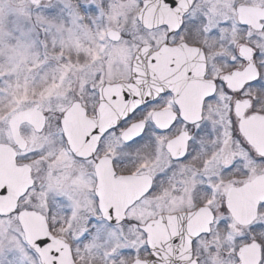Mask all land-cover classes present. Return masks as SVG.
<instances>
[{"label": "flooded vegetation", "instance_id": "obj_1", "mask_svg": "<svg viewBox=\"0 0 264 264\" xmlns=\"http://www.w3.org/2000/svg\"><path fill=\"white\" fill-rule=\"evenodd\" d=\"M59 2L61 0H44L45 11L42 14L47 18L57 15L67 21V18L62 15L47 13L49 4ZM65 2L70 3L73 8L76 7V0H65ZM139 2L140 0H110L109 7L105 9L104 31L115 32L117 35L125 33L131 38L126 42L113 43L106 59L100 55L96 45V40L99 38L97 30L87 24V20L84 21L87 34L75 40L76 47L69 44L68 47L60 50L64 57L68 58L69 63L67 66L62 65L60 77L57 78L56 100L61 104L58 108L54 104H46V101L40 98L36 101L30 99L27 105L13 110L6 121V127L2 122L0 145L7 147L4 150L6 158H3V152L0 150V189L7 188L9 194L0 198V211L11 212L17 206L21 196L25 197L20 204L21 207L24 204H31L32 198L35 197L36 203L31 204L33 211L29 214L39 216L43 222L42 225H27V229L34 236L50 235L55 242L54 246L63 249V264H105L106 256L101 255L105 251L103 248L90 249L86 246L87 242L78 249H73L66 224L60 228H53L49 232V222L55 223L57 219L73 221L74 237L82 233L83 225L79 215L65 214L63 217H50L48 208L53 196H64L66 190L71 189L83 203L85 212H94L93 197L99 194L106 205L116 204L122 213L125 207L140 200V197L148 190L150 180L141 173L143 165L133 167L129 164L113 172L110 163H102L97 167L79 159L81 156L85 158L90 156L98 142L93 140L91 145H85V137L92 133L97 124L103 131L115 122L112 108L120 111L124 108L122 97H120L124 89L112 87L129 84L133 75L137 73L141 78L144 77L140 57L146 56L151 51L155 64L150 65L148 75H154L159 81L166 82V86L172 87L174 92H178L182 113L192 118L199 117L202 109L205 108V98L216 92L214 84L216 77L224 79L233 90H238L247 81L254 79L255 72L250 67L240 63L236 64L235 69L231 67L229 61L234 59L237 53L250 65L253 54L252 45L264 50V31L261 30L264 29V0H198L192 8L198 18L204 16L209 19L210 29L218 27L224 21L228 22L227 27L219 37H213L207 33L201 36L197 31L188 38L186 31L181 34L178 41L173 38L167 40V44L165 43L167 32L160 25L168 24L171 28H177L179 18L164 6L156 14L155 21L152 20L151 14L147 21H143L140 19L143 9L138 7ZM191 4L192 0H188V5ZM23 5L28 12L35 10L33 0H27ZM188 5L185 6V11H188ZM8 6L0 0V21L3 14L12 20L19 17L13 11L2 13V7L8 11ZM243 6L254 8V10L241 16L238 12ZM142 21H151L155 24L146 27L145 23H141ZM256 38H259L262 43L257 44ZM136 57L137 62H135ZM93 60L103 63L105 95L114 93L118 97V103L112 107L94 99L84 91L81 88L82 79L79 73L73 71V69L87 67ZM32 81L44 85L49 79L35 78ZM41 90L42 88L37 91ZM251 96L253 99L256 98V90H252ZM230 99L221 90L219 102L214 101L206 106L205 117L207 118L209 111H219L223 113L226 122L228 111L226 101ZM249 103L245 100L238 106L241 116ZM49 109L52 110L51 115L46 117L44 113ZM260 109H264V104L260 105ZM24 111H28L27 120L18 124L17 133L13 136L8 121L14 115ZM60 112L65 113V120L61 123L69 140L67 144L58 146L53 152L50 150L49 140L51 133L58 131L55 129V119L56 114ZM154 116L165 127L174 119L170 107L158 108ZM243 125L247 135L254 138L257 143L264 142V116L249 117L243 121ZM169 139L170 137L165 136L161 142ZM57 144L60 145L61 142L57 141ZM66 162L71 167L66 166ZM146 163L149 168L153 166L151 161ZM180 167L195 169L196 163L189 161ZM129 172H131L130 175H128ZM73 174L86 179L76 180L73 186V180L69 179V176ZM257 178L264 180V167L258 166L250 170L247 176L237 170L222 177L219 183L212 185L213 192L210 194L204 190L208 186L207 183L201 181L198 176L195 179L189 176L182 177L181 173L177 172L172 181L162 183L153 197L148 198L154 207L150 208L147 202H142L130 215L135 216L142 223L148 222L149 225H154V242H161L169 239V236L163 237L166 231L163 232L162 225H178L172 217L194 214L191 225H200V228H203L204 225L211 224L210 237L207 235L209 228L208 231L199 232L205 235L198 241L197 252L203 248L214 264H229L226 259V255L231 254L229 234L232 236L241 234V229L246 230L247 224L252 220L245 224L242 217L237 215L233 218L229 210L227 218L231 220V223L228 228H217L215 222L226 218L219 211L220 205L224 202L229 209L233 206L237 213L241 209H249L250 214L255 215L253 220L258 216L264 218V212L259 209L264 200L255 202L249 199L248 191H242L245 184ZM259 187V190L252 192L254 198L264 190V185ZM163 192H167V195H162ZM170 233L174 234L172 230H169ZM225 245L229 247L225 248ZM185 247L190 248V241H186ZM212 247H215L217 251L209 252ZM109 251L113 249L110 248ZM114 251L118 255L119 248H115ZM259 256V249L242 251V260L246 264H256ZM126 264H131V260H127Z\"/></svg>", "mask_w": 264, "mask_h": 264}, {"label": "snow or ice", "instance_id": "obj_2", "mask_svg": "<svg viewBox=\"0 0 264 264\" xmlns=\"http://www.w3.org/2000/svg\"><path fill=\"white\" fill-rule=\"evenodd\" d=\"M109 3L110 0H76V7L73 8L70 3L61 0L57 4H49L47 13L59 14L67 18L66 32L69 39L79 40L82 35L87 34L84 24L87 20V24L97 30L99 38L96 40V45L100 55L106 59L113 43L126 42L131 38L125 33L117 35L115 32L104 31L105 9L109 7ZM197 3L198 0H192L191 5H188V0H140L138 7L143 9L140 19L147 21L151 14L152 20L155 21L156 14L164 6L177 16L179 27L160 25L167 32L166 44L167 40L173 38L178 41L181 34L186 31L188 38L197 31L201 36L207 33L219 37L228 22L224 21L218 27L210 29V20L204 16L198 18L192 11ZM186 5L188 11L184 10ZM33 8L36 13L44 12V0H33ZM19 34L25 33L21 31ZM60 38L61 40L64 38L63 30H60ZM256 40L257 44L262 43L259 38ZM252 48L250 65L238 53L229 63L233 69L237 63L250 67L255 72L254 79L247 81L238 90H233L224 79L216 77L214 80L216 92L205 98V108L202 109L199 117L192 118L182 113L178 92H174L172 87L166 86V82L159 81L154 75H148L150 65L155 64L151 51L146 56L140 57L144 77L141 78L138 73L133 75L129 81L130 87L120 93L123 110L112 108L115 122L103 131L97 124L92 133L85 137V145H91L93 140L98 142L90 156L87 158L81 156L79 159L97 167L102 163H110L113 172L129 164L133 167L143 165L141 173L150 180L147 192L140 197V200L125 207L121 213L116 204L106 205L99 194L93 197L94 212H85L83 203L76 194L71 189L66 190L64 196L52 197L48 214L52 218L63 217L65 214L81 216L82 233L74 237L73 221L62 219H57L55 223L49 222V232L66 224L73 249H78L86 242V246L90 249L103 248L105 251L101 255L106 256L105 264L109 262L126 264L127 260H131V264H214L203 248L197 252L198 241L205 234L192 235V216L177 217V231L174 234L170 233L167 241L154 242L150 239L148 222L142 223L130 214L142 202H147L150 208L154 207L148 198L153 197L162 183L172 181L177 172H180L182 177L189 176L195 179L198 176L208 185L204 190L211 194L212 185L219 183L222 177L237 170L247 176L250 170L258 166L264 167V142L257 143L254 138L247 135L243 125V121L249 117L264 116V109H260V105L264 104V50H260L256 45H252ZM57 60L58 67L67 66L69 63L62 51ZM73 71L78 72L82 79L81 88L94 99L109 107L118 103L116 94L105 95L106 85L103 82L105 70L102 62L93 60L87 67ZM221 90L226 97L231 98L226 101L228 105L226 122L223 113L219 111H209L207 118L205 117L206 106L214 101L219 102ZM252 90H256L255 99L251 96ZM245 100L250 103L241 116L238 106ZM166 107L171 108L174 119L165 127L155 118L154 113L158 108ZM51 111L49 109L44 115L49 117ZM64 120V112L56 114L55 129L58 131H53L49 140L50 150L53 152L58 146L68 143L69 138L65 135L61 123ZM165 136L170 139L161 142ZM57 141L61 144L58 145ZM73 157L75 158V153ZM146 161L153 162V166L149 168ZM189 161L196 163L195 169L180 167ZM66 166L71 167L67 162ZM130 174L131 172L128 173ZM69 179L73 180L74 186L76 180H84L86 177L73 174ZM8 194L7 188L0 189V198ZM162 195H167V192H163ZM24 199L25 197L21 196L11 212L0 211V264H63V249L54 246L55 242L50 235L34 236L28 231L24 215L33 211L31 204H35L36 200L33 197L31 204H24L21 207L20 204ZM259 209L264 212V203L260 204ZM219 211L226 218L215 222L216 227L227 229L231 223L227 218L228 205L222 202ZM210 229L211 224L207 233L209 237ZM229 236L231 254L226 255L229 264H246L242 260L244 249H259L260 256L256 264H264V218L258 216L247 224L246 230L241 229V234L235 236L229 234ZM186 241H190V248L185 247ZM117 247L118 255L114 251ZM228 247L229 245H225V248ZM110 248L113 251H109ZM216 251L215 247L209 249V252Z\"/></svg>", "mask_w": 264, "mask_h": 264}, {"label": "rangeland", "instance_id": "obj_3", "mask_svg": "<svg viewBox=\"0 0 264 264\" xmlns=\"http://www.w3.org/2000/svg\"><path fill=\"white\" fill-rule=\"evenodd\" d=\"M26 1L2 0L9 5L8 11L2 7V13L13 11L21 18L12 20L3 14L0 21V131L3 123L6 127L13 110L27 105L30 99L40 98L56 108L61 105L56 100L57 78L62 69V65L58 67L57 57L69 44L76 47V39L67 36V21L57 15L47 18L42 12H28L23 8ZM60 30L64 31L63 40ZM21 31L25 34L20 35ZM35 78H48L49 81L43 85L33 82ZM40 88L42 90L37 91Z\"/></svg>", "mask_w": 264, "mask_h": 264}, {"label": "water", "instance_id": "obj_4", "mask_svg": "<svg viewBox=\"0 0 264 264\" xmlns=\"http://www.w3.org/2000/svg\"><path fill=\"white\" fill-rule=\"evenodd\" d=\"M254 10V8H251V7H241L240 8V11L238 12L239 15L241 16H245L249 13H251L252 11ZM142 24L145 23V26L146 27H151L153 26L155 23L154 22H151V21H148V22H141ZM135 62H137V57L135 59ZM130 87L129 84H121V85H116V86H113L112 88L113 89H118V88H122V89H126ZM27 115H28V111H24V112H20L16 115H14L13 117H11L8 121V126H9V129L11 130V133L13 134V136L15 135V133H17V126L18 124H20L21 122H24L27 120ZM7 146L5 145H0V150L3 152V158H6V155H5V148ZM3 162L6 164V161L3 160ZM260 185H264V180L263 179H258L257 180H254V181H251L247 184H245V186L242 187V191H245L247 192L248 191V194H249V199H253L256 201H259V200H264V190L262 191V193L260 194H257V196H255L254 198V195L252 194V192H255L257 190L260 189ZM230 214L233 218H235L237 215L242 217L243 218V222L245 224H247L248 222H250L251 220H253V218L255 217L254 214H250L249 212V209H241L238 213L237 211L234 210V207L231 206L230 207ZM255 211V209H254ZM253 211V213H254ZM186 216H194V214L192 215H180V216H174L172 217L173 220L176 221V218L177 217H186ZM33 217V218H32ZM32 221V222H30ZM24 222L26 225H42V220L39 218V216L37 215H34V214H25L24 215ZM177 228H178V225H162V230L163 232L166 231V233L163 234V237H167L169 236V230H172L174 233L177 231ZM208 228H209V225H204L203 228H200V225H191V232H192V235H197L200 231H208ZM155 229V226L154 225H150V239L154 241V235H153V231ZM168 233V235H167Z\"/></svg>", "mask_w": 264, "mask_h": 264}]
</instances>
